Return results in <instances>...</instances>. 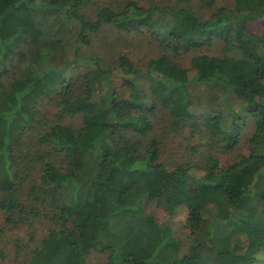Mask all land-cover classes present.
Instances as JSON below:
<instances>
[{
    "label": "trees",
    "instance_id": "obj_1",
    "mask_svg": "<svg viewBox=\"0 0 264 264\" xmlns=\"http://www.w3.org/2000/svg\"><path fill=\"white\" fill-rule=\"evenodd\" d=\"M112 1L0 0V236L45 207L58 226L19 264H89L92 251L107 253L106 264H257L264 0H232L208 17L192 0ZM50 12L53 21L42 16ZM132 33L158 43V55L136 59L123 39ZM215 41L220 55L201 52ZM198 50L189 68L175 59ZM43 98L56 112L41 108ZM244 117L253 129L246 153L238 150ZM186 128L196 157L164 162L161 135ZM153 202L165 222L147 211ZM182 206L186 252L169 224Z\"/></svg>",
    "mask_w": 264,
    "mask_h": 264
},
{
    "label": "rangeland",
    "instance_id": "obj_2",
    "mask_svg": "<svg viewBox=\"0 0 264 264\" xmlns=\"http://www.w3.org/2000/svg\"><path fill=\"white\" fill-rule=\"evenodd\" d=\"M231 2L232 0H215L214 5L211 6V4H208V2L204 0H192L189 5L192 6L198 14H201L204 17H208L216 6L229 5ZM42 16L47 21H53L55 14L50 12L44 15L43 13ZM56 23L54 24V27L61 30L62 35L65 34L67 32V29ZM253 28L255 30H260L262 28V23L254 24ZM123 39H129L130 43L133 45L132 50L136 54V59L138 58L141 63L147 62L148 59L157 56L161 50L158 46V43L156 44L155 42H151L145 37H142V34L135 35V33H132L129 36L125 35ZM220 47L221 44L215 41L212 46L204 45L201 49V52L210 55H220ZM92 49L95 50V47ZM82 50L90 52L89 49L85 46H82ZM197 53H199V50L196 52H182L178 56H176L175 59L184 67L189 68L191 66V57ZM68 54L71 56L72 52H69ZM55 60L56 63L59 64L62 58L60 55H58ZM147 82L148 80L146 79L142 80V84L145 86L147 85ZM40 103L43 110H47L48 112L52 113L56 112V109L49 102L48 98L41 99ZM65 122L76 127L82 126L80 118L77 117H65ZM154 122L155 125H157V129H164L165 123L161 113L158 114V118H156ZM240 123L243 125V127L240 133L238 150L246 153L248 147V138L253 131L251 126L252 122L250 117H244L240 121ZM245 123H248L249 126L245 127ZM161 138L163 140V143L165 144V150H163L162 153V160L164 162L169 161L170 163H172L174 159H178L181 161L188 157H196L191 154L190 145H193L197 142V137H191L187 128L178 133L168 132L166 135L162 134ZM221 157L223 159V163H227L228 161H231L235 158V152L232 155L221 154ZM47 209L48 208L41 207V211L39 212L40 216L30 224H23L17 227H14V225L7 226L8 228L4 232H2V235L0 236V251L3 250L5 253L4 255L0 254V264H19L20 261L24 259L25 254L29 249V245H32L31 247L38 245L40 243V240L47 234L50 227L58 226V224H55V222L52 220L50 210ZM147 211L153 213L159 222H165L167 220L164 208L157 205L156 202L149 204L147 207ZM186 216L187 209L186 207L182 206L178 209V212L174 216V218L169 222V224L172 226L174 235L178 239L183 241L182 250H184V252L187 251V248L189 246V240L187 236L190 233V230L186 227L185 224ZM1 222H3V218H1ZM209 222L210 220H206L205 225L207 226ZM2 226L3 225L1 224V228ZM197 235H199V233ZM209 253L211 254V260H215L216 256L214 251H210ZM107 257V253L92 251L87 255L86 259L89 264H106ZM257 264H264V251L261 252Z\"/></svg>",
    "mask_w": 264,
    "mask_h": 264
}]
</instances>
